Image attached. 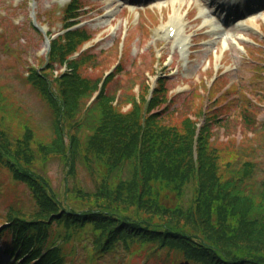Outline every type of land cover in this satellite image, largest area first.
I'll use <instances>...</instances> for the list:
<instances>
[{"label": "rangeland", "instance_id": "rangeland-1", "mask_svg": "<svg viewBox=\"0 0 264 264\" xmlns=\"http://www.w3.org/2000/svg\"><path fill=\"white\" fill-rule=\"evenodd\" d=\"M68 2L0 0V90L6 96V114L0 116V127L13 140L23 133L22 123L32 126L41 139L53 137L56 117L27 77L33 67L48 68L50 47L46 39L61 34ZM79 5V19L87 23L93 37L74 56L88 49L84 54L88 60L80 64L81 76L104 80V75L113 71L106 89L118 98L120 112H129L133 99L142 106L147 97L149 100L160 93L152 111H157L161 123L179 131L188 118L195 125L208 123L223 173L242 171L248 164L251 174L247 183L259 190L264 185V94L251 91H264V17L252 26L246 22L257 19L251 13L264 14V0H79ZM172 20L178 23L180 34L169 38L166 28ZM47 31L53 35L47 37ZM242 45L250 56L242 51ZM253 69L262 76L258 84L251 83ZM63 71L55 67L53 77ZM218 73L226 78L215 81ZM241 96L247 100L240 101ZM80 115L82 122H87V117ZM75 125H70V131ZM75 131L88 135L86 129ZM41 157H36L29 173L42 177L59 206L62 203L69 210L89 209L91 197L82 193L93 194L102 177L115 179V174L110 176L96 160L77 157L71 169L61 155ZM121 167V176L129 178L130 164ZM161 193L170 197L165 202L176 204L174 191ZM193 193L191 185L183 201L190 200ZM36 207L32 188L7 164L0 163V264H20L17 256L6 252L13 246L10 215ZM98 233L93 225L53 223L48 227L46 243L49 247L58 245L59 259L66 264H170L165 260L166 247L140 238L128 245L120 241L92 257L94 235ZM27 259L30 262L32 257Z\"/></svg>", "mask_w": 264, "mask_h": 264}, {"label": "trees", "instance_id": "trees-1", "mask_svg": "<svg viewBox=\"0 0 264 264\" xmlns=\"http://www.w3.org/2000/svg\"><path fill=\"white\" fill-rule=\"evenodd\" d=\"M76 4L77 0L69 11ZM90 37L88 30L79 28L69 31L65 42L53 41L48 68L34 69L29 78L56 117L53 137L41 139L32 126L22 123L23 133L13 140L0 127V162L30 185L37 203L33 212L10 215L16 246L40 257L41 264L59 263L56 249L48 254L43 250L48 227L61 222L68 227L93 225L99 231L94 235L92 257L120 241L128 245L140 238L166 247L171 264H264V185L259 190L248 185L250 166L223 173L208 123L199 134L190 118L183 131L161 123L152 112L160 93L150 101L144 99L142 106L131 96L132 109L118 111L121 105L114 104L115 95L106 93L113 75L104 81L99 97L86 105L102 79L91 80L79 73L80 64L88 60L85 53L71 56ZM55 61L68 69L54 78ZM5 99L0 90V116L6 114ZM245 100L241 96L240 101ZM80 114L87 122H82ZM84 129L86 136L75 131ZM35 154L41 158L61 155L71 169L77 157L96 160L115 179L102 177L93 194L82 193L91 197L89 209L69 210L62 203L59 206L42 177L29 173ZM124 164L132 168L127 179L119 173ZM191 185L194 193L183 201ZM165 189L174 191L175 205L164 201Z\"/></svg>", "mask_w": 264, "mask_h": 264}, {"label": "bare ground", "instance_id": "bare-ground-1", "mask_svg": "<svg viewBox=\"0 0 264 264\" xmlns=\"http://www.w3.org/2000/svg\"><path fill=\"white\" fill-rule=\"evenodd\" d=\"M179 1H182V0H179ZM200 1H201V0H200ZM202 1H205V0H202ZM212 1H216L217 3H220V2H221V0H212ZM220 5H221V4H220ZM259 17H261V18L264 17V14H263V13L261 14L260 12H258L257 16L255 17V18H257V19H255V22H253L254 20H253V18H252V19H250V20L248 19L247 22H246V24L249 25V26H252L253 23H258L257 20H258ZM251 20H252V21H251ZM208 22H211V21H210V20H207V23H208ZM244 23H245V22H244ZM242 24H243V22H242ZM174 30L177 31L176 35L179 34V29H178V28H176V29H174Z\"/></svg>", "mask_w": 264, "mask_h": 264}]
</instances>
